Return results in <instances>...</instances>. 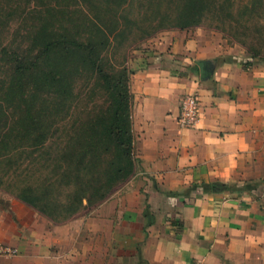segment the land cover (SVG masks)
Instances as JSON below:
<instances>
[{
  "label": "crops",
  "instance_id": "0c3cea01",
  "mask_svg": "<svg viewBox=\"0 0 264 264\" xmlns=\"http://www.w3.org/2000/svg\"><path fill=\"white\" fill-rule=\"evenodd\" d=\"M186 34L157 40L132 72L137 155L155 181L62 223L13 207L2 240L24 264H264V63ZM189 92L200 118L183 128Z\"/></svg>",
  "mask_w": 264,
  "mask_h": 264
},
{
  "label": "rangeland",
  "instance_id": "374dc122",
  "mask_svg": "<svg viewBox=\"0 0 264 264\" xmlns=\"http://www.w3.org/2000/svg\"><path fill=\"white\" fill-rule=\"evenodd\" d=\"M149 1L128 0L129 9L133 6L130 16L136 19L137 25L148 24L144 21L151 17L150 12L140 9L139 3ZM161 1L163 10L168 9L166 3L170 0ZM172 1L170 3L176 2ZM241 1L237 0L235 4ZM244 1L250 7L256 5V9L241 11L240 6L233 9V18L221 17L211 11L197 24L161 27L148 34L135 29L127 38L122 34L111 36L110 41L101 46L103 63L109 71L118 70L122 62L133 72L142 69L157 50L154 47L157 40L165 42L173 34L175 41L185 30L186 37L200 34L211 45L237 46L242 56L264 63V0ZM102 5L106 7L104 0ZM85 6L83 0H0V244L15 246L6 239L2 240L7 234L8 223L15 224V218L18 219L13 207H30L55 224L72 217L90 215L103 200L99 199L100 195H89V199H83L80 208L73 205V212L70 198L76 194L68 192L71 186L60 176L67 159L60 158L59 149L67 145L73 117L85 106V93H82L78 105L71 107L70 100L57 97L49 75L44 86L40 83L38 71L20 78L14 73L9 55L1 51L5 46L9 51L20 52V56L33 58L40 45L38 32L43 28V33L49 34L58 24L62 28L77 24L82 38L91 36L94 27L84 23L85 15L89 16ZM175 9V5L169 6L172 14L177 13ZM122 22L125 24L124 20ZM49 68L51 66L47 70ZM88 73L84 72L85 76L76 80L75 93L81 86L92 85ZM60 101L63 102L62 107L59 106ZM56 129L61 135L60 143L54 135ZM42 134H46L45 139ZM151 181H155L154 176L142 171L139 165L133 175L113 187L106 196L109 198L115 192H131L132 187L138 186L143 190V186ZM205 186L208 184L203 181L195 187L201 192ZM17 255L0 254V264H24Z\"/></svg>",
  "mask_w": 264,
  "mask_h": 264
},
{
  "label": "trees",
  "instance_id": "16d2710c",
  "mask_svg": "<svg viewBox=\"0 0 264 264\" xmlns=\"http://www.w3.org/2000/svg\"><path fill=\"white\" fill-rule=\"evenodd\" d=\"M83 1L89 14L85 15L84 23L94 27L91 36L82 38L77 24L64 28L58 24L49 34L43 33V28L38 32L40 45L33 58L20 56V52L9 51L5 46L1 50L9 55L14 73L20 78L38 71V78L44 86L49 75L57 97L70 100L71 107L75 108L85 93V106L73 117L67 145L59 149L60 158L67 159L60 176L71 186L68 192L76 194L70 198L73 212V205L80 208L83 199H89V195L106 199L107 192L128 179L141 165L132 115L133 71L123 62L118 70L109 71L103 63L102 44H107L111 36L117 34L127 38L135 29L148 34L161 27L197 24L211 11L221 17L233 18V9L240 6L241 11L256 9V5L250 7L244 0L237 4V0H224L223 3L220 0H175L170 3L173 2L170 0L166 3L168 9L163 10L161 0H150L139 3V8L150 12L151 16L144 21L148 24L141 26L130 16L133 6L129 9L128 0H104L106 7L102 5L103 0ZM170 5L176 6L177 13L169 11ZM48 66L51 68L47 70ZM87 71L92 85L89 82L91 86H81L75 93L76 80L85 76ZM59 106L62 107L63 102L60 101ZM54 135L60 143L59 130L56 129ZM42 137L45 139L46 134Z\"/></svg>",
  "mask_w": 264,
  "mask_h": 264
},
{
  "label": "built area",
  "instance_id": "2783aa9c",
  "mask_svg": "<svg viewBox=\"0 0 264 264\" xmlns=\"http://www.w3.org/2000/svg\"><path fill=\"white\" fill-rule=\"evenodd\" d=\"M200 118V98L197 92L185 94L180 101V112L178 122L183 128H193ZM18 247L0 244V254L15 255L18 253ZM193 264H204L200 259H196Z\"/></svg>",
  "mask_w": 264,
  "mask_h": 264
},
{
  "label": "water",
  "instance_id": "95a60500",
  "mask_svg": "<svg viewBox=\"0 0 264 264\" xmlns=\"http://www.w3.org/2000/svg\"><path fill=\"white\" fill-rule=\"evenodd\" d=\"M198 63L201 66L202 77H207L211 73L210 62L207 60H199Z\"/></svg>",
  "mask_w": 264,
  "mask_h": 264
}]
</instances>
